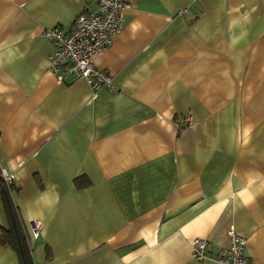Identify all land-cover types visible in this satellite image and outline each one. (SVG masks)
<instances>
[{
	"label": "crops",
	"instance_id": "1",
	"mask_svg": "<svg viewBox=\"0 0 264 264\" xmlns=\"http://www.w3.org/2000/svg\"><path fill=\"white\" fill-rule=\"evenodd\" d=\"M97 1L0 0V167L34 264H220L191 242L230 228L264 264V0H127L93 92L57 81L44 31Z\"/></svg>",
	"mask_w": 264,
	"mask_h": 264
},
{
	"label": "built area",
	"instance_id": "2",
	"mask_svg": "<svg viewBox=\"0 0 264 264\" xmlns=\"http://www.w3.org/2000/svg\"><path fill=\"white\" fill-rule=\"evenodd\" d=\"M129 8L127 0H98L94 10L82 11L67 32L59 27L45 29V37L53 44L49 58V70L58 82L68 76L82 77L93 92L100 88L113 89L111 76L94 67L92 58L108 46L120 29L124 10ZM184 125H192L189 116L183 119ZM2 180L10 185L12 175L0 167ZM31 231L38 235L39 225L31 223ZM229 245L216 254H207L205 239L195 238L191 242L192 258L198 261L212 259L220 264H252L245 255V239L234 229L227 231Z\"/></svg>",
	"mask_w": 264,
	"mask_h": 264
},
{
	"label": "trees",
	"instance_id": "3",
	"mask_svg": "<svg viewBox=\"0 0 264 264\" xmlns=\"http://www.w3.org/2000/svg\"><path fill=\"white\" fill-rule=\"evenodd\" d=\"M13 190H15L13 181L8 185L2 180L0 175V199L4 202L8 218L7 227H2L1 229L0 242L8 244L17 252L21 264H34L31 246L27 242L28 235L24 230L17 208L13 203Z\"/></svg>",
	"mask_w": 264,
	"mask_h": 264
}]
</instances>
